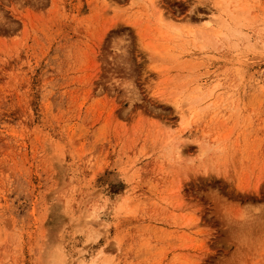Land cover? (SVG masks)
I'll use <instances>...</instances> for the list:
<instances>
[{
	"label": "rangeland",
	"instance_id": "374dc122",
	"mask_svg": "<svg viewBox=\"0 0 264 264\" xmlns=\"http://www.w3.org/2000/svg\"><path fill=\"white\" fill-rule=\"evenodd\" d=\"M0 264H264V0H0Z\"/></svg>",
	"mask_w": 264,
	"mask_h": 264
},
{
	"label": "bare ground",
	"instance_id": "6f19581e",
	"mask_svg": "<svg viewBox=\"0 0 264 264\" xmlns=\"http://www.w3.org/2000/svg\"><path fill=\"white\" fill-rule=\"evenodd\" d=\"M226 8H227V6H226ZM196 102H197V101H196ZM193 103H194V102H193ZM189 104H190V103H189ZM189 104H188V105H189ZM194 105H195V104H194Z\"/></svg>",
	"mask_w": 264,
	"mask_h": 264
}]
</instances>
